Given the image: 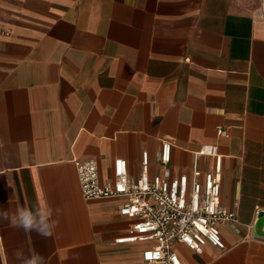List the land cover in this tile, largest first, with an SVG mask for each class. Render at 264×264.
Segmentation results:
<instances>
[{
  "label": "crops",
  "instance_id": "crops-1",
  "mask_svg": "<svg viewBox=\"0 0 264 264\" xmlns=\"http://www.w3.org/2000/svg\"><path fill=\"white\" fill-rule=\"evenodd\" d=\"M227 130L222 136L218 129ZM212 171L223 154L225 248L183 264H264V0H0V208L46 205L50 238L0 222V264L39 253L46 264H143L146 243H118L131 220L123 198L83 196L76 159L101 181L114 160L163 174ZM76 257V258H73Z\"/></svg>",
  "mask_w": 264,
  "mask_h": 264
},
{
  "label": "built area",
  "instance_id": "built-area-1",
  "mask_svg": "<svg viewBox=\"0 0 264 264\" xmlns=\"http://www.w3.org/2000/svg\"><path fill=\"white\" fill-rule=\"evenodd\" d=\"M227 136V130L218 129ZM200 155L214 157L215 166L204 175L195 168L194 179L187 173L173 175L168 165L172 158V144L163 142L161 163L163 174L150 176V155L143 151L141 173L131 176L128 162L122 157L114 160L113 179L101 181L96 159H76L82 194L87 199L118 197L124 202L119 213L131 220L125 235L118 243H146L143 264H183L176 249L178 243L201 253L207 243L225 248L220 225L238 220L235 212L220 202L223 154L215 145H203Z\"/></svg>",
  "mask_w": 264,
  "mask_h": 264
},
{
  "label": "clouds",
  "instance_id": "clouds-1",
  "mask_svg": "<svg viewBox=\"0 0 264 264\" xmlns=\"http://www.w3.org/2000/svg\"><path fill=\"white\" fill-rule=\"evenodd\" d=\"M51 217V208L46 205L18 207L15 210L0 208V222L9 221L11 227L23 229L25 232H35L43 238H50L56 227V221ZM14 255L21 264H46L44 257L39 253L33 252L30 258H25L23 250L20 249Z\"/></svg>",
  "mask_w": 264,
  "mask_h": 264
},
{
  "label": "water",
  "instance_id": "water-1",
  "mask_svg": "<svg viewBox=\"0 0 264 264\" xmlns=\"http://www.w3.org/2000/svg\"><path fill=\"white\" fill-rule=\"evenodd\" d=\"M264 231V210L260 211L254 225V233L261 235Z\"/></svg>",
  "mask_w": 264,
  "mask_h": 264
}]
</instances>
